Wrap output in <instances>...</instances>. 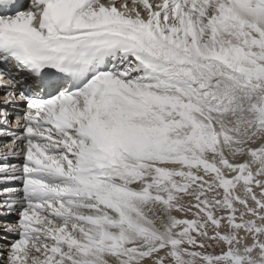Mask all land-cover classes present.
Wrapping results in <instances>:
<instances>
[{"label":"snow or ice","instance_id":"obj_1","mask_svg":"<svg viewBox=\"0 0 264 264\" xmlns=\"http://www.w3.org/2000/svg\"><path fill=\"white\" fill-rule=\"evenodd\" d=\"M0 264H264V0H0Z\"/></svg>","mask_w":264,"mask_h":264},{"label":"bare ground","instance_id":"obj_2","mask_svg":"<svg viewBox=\"0 0 264 264\" xmlns=\"http://www.w3.org/2000/svg\"><path fill=\"white\" fill-rule=\"evenodd\" d=\"M5 141H6V139L0 138V147L4 146Z\"/></svg>","mask_w":264,"mask_h":264}]
</instances>
